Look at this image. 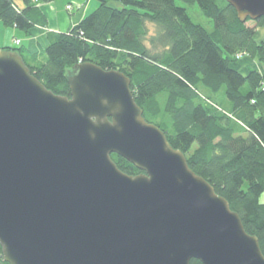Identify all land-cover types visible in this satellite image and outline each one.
I'll list each match as a JSON object with an SVG mask.
<instances>
[{
    "label": "water",
    "instance_id": "obj_1",
    "mask_svg": "<svg viewBox=\"0 0 264 264\" xmlns=\"http://www.w3.org/2000/svg\"><path fill=\"white\" fill-rule=\"evenodd\" d=\"M225 1L242 23L264 19V0ZM66 76L69 96L55 95L0 50L5 263L264 264L229 203L144 120L128 77L89 62Z\"/></svg>",
    "mask_w": 264,
    "mask_h": 264
},
{
    "label": "trees",
    "instance_id": "obj_2",
    "mask_svg": "<svg viewBox=\"0 0 264 264\" xmlns=\"http://www.w3.org/2000/svg\"><path fill=\"white\" fill-rule=\"evenodd\" d=\"M52 1L0 0V21L21 32L43 27L39 6ZM96 1L69 31L49 34L42 62L30 63L23 47L5 50L17 52L58 96H69L66 74L77 64L123 73L144 120L158 127L188 167L229 203L264 255V71L232 67L240 53L264 66V41L255 39L264 19L248 27L250 20L240 22L225 0H180L197 4L212 21L207 32L175 0ZM216 97L227 103V112L217 107ZM110 157L124 174L141 173L118 155ZM0 264H7L1 247Z\"/></svg>",
    "mask_w": 264,
    "mask_h": 264
},
{
    "label": "crops",
    "instance_id": "obj_3",
    "mask_svg": "<svg viewBox=\"0 0 264 264\" xmlns=\"http://www.w3.org/2000/svg\"><path fill=\"white\" fill-rule=\"evenodd\" d=\"M56 1L59 0H54L39 6L40 12L45 19V25L43 27L40 24H36L28 32H21L4 26L0 21V50L15 47V40H19V45L26 50V54L31 58L29 60L30 63L33 64L35 62L34 59L42 62L44 58L41 54L49 44V34L69 31L89 13L92 7L96 6L93 0H66L65 6L61 10H58ZM68 5H71V11L66 10ZM74 6L77 8L76 14L73 13ZM65 12L69 13V15ZM259 30L261 34L264 32V28Z\"/></svg>",
    "mask_w": 264,
    "mask_h": 264
},
{
    "label": "rangeland",
    "instance_id": "obj_4",
    "mask_svg": "<svg viewBox=\"0 0 264 264\" xmlns=\"http://www.w3.org/2000/svg\"><path fill=\"white\" fill-rule=\"evenodd\" d=\"M176 4L178 6L184 7L187 10L188 16L190 17L191 21L197 25L202 26L207 32H212L213 30V23L210 19L206 18L203 16V14L201 13L199 7L197 4L194 5H186L184 4L182 1L180 0H175ZM66 0H59L56 1V6L58 7V10H61L65 4H66ZM93 3H95V7H92L89 10V13L92 12L96 7H97V1L93 0ZM76 6H74L73 8V13L76 14L77 10H76ZM67 15H69V13L65 12ZM88 13V14H89ZM255 22L254 21H249L246 23V26L248 27H255ZM264 28V27H258L256 29V34H255V39L257 42L260 41H264V32L261 34V31L259 29ZM261 34V35H260ZM263 35V36H262ZM263 37V38H262ZM15 41H19V40H15ZM20 44V41H19ZM16 45L14 48H19L22 47L21 45ZM24 46V45H23ZM237 59L238 62L232 64V67L236 70H238L239 72L245 73L247 72L248 69L250 68H255L256 70H259L261 72L264 71V66L260 63H258V61L256 59L250 58L249 56L245 55V53H240L237 55ZM201 94L203 96H208L207 93H205L204 91L200 90ZM215 103L217 104V107H219L221 110L226 111L228 109L227 103L224 102V100L222 99V97H216L215 98ZM261 202H264V193L262 194L261 198H260Z\"/></svg>",
    "mask_w": 264,
    "mask_h": 264
},
{
    "label": "built area",
    "instance_id": "obj_5",
    "mask_svg": "<svg viewBox=\"0 0 264 264\" xmlns=\"http://www.w3.org/2000/svg\"><path fill=\"white\" fill-rule=\"evenodd\" d=\"M66 10H67V11H70V10H71V6H67V7H66ZM15 44L18 45V44H19V41H15Z\"/></svg>",
    "mask_w": 264,
    "mask_h": 264
},
{
    "label": "clouds",
    "instance_id": "obj_6",
    "mask_svg": "<svg viewBox=\"0 0 264 264\" xmlns=\"http://www.w3.org/2000/svg\"><path fill=\"white\" fill-rule=\"evenodd\" d=\"M90 135H92V136H93V138H94V135H95V134L93 133V134H90Z\"/></svg>",
    "mask_w": 264,
    "mask_h": 264
}]
</instances>
